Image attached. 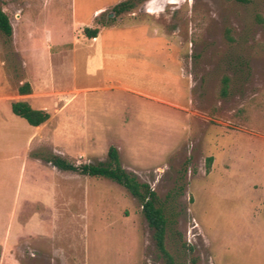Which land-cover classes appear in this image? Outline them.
Here are the masks:
<instances>
[{"label": "rangeland", "instance_id": "obj_1", "mask_svg": "<svg viewBox=\"0 0 264 264\" xmlns=\"http://www.w3.org/2000/svg\"><path fill=\"white\" fill-rule=\"evenodd\" d=\"M123 1L0 0L13 28L0 32V264H164L123 186L47 159L98 165L112 146L171 196L177 264H264V0H147L110 17ZM83 26L104 28L97 44ZM101 45L104 71L90 63ZM27 100L48 109L39 129L12 112Z\"/></svg>", "mask_w": 264, "mask_h": 264}, {"label": "trees", "instance_id": "obj_2", "mask_svg": "<svg viewBox=\"0 0 264 264\" xmlns=\"http://www.w3.org/2000/svg\"><path fill=\"white\" fill-rule=\"evenodd\" d=\"M147 0H126L117 4L112 12L116 17L131 12L137 5ZM246 2L247 0H236ZM0 32L10 38L13 34V28L8 15L0 6ZM85 35L89 39L97 37L99 30L97 28H85ZM19 95L32 94V88L29 83L23 84L19 88ZM12 112L24 119L29 125L38 127L45 124L50 119V114L44 110L34 109L28 102L19 101L11 104ZM57 169L65 172H72L82 176L102 177L110 179L123 186L142 206L143 215L153 230V238L156 248L161 255L164 264H177L174 256L167 248V233L170 225L174 223V213L169 217L168 203L171 199L169 195L162 200L157 192L152 189L148 183L140 182L136 176L128 173L121 165L119 151L116 147H110L108 151V160L98 165L84 164L76 166L67 159L59 155H51L47 158ZM180 236V234H179Z\"/></svg>", "mask_w": 264, "mask_h": 264}, {"label": "crops", "instance_id": "obj_3", "mask_svg": "<svg viewBox=\"0 0 264 264\" xmlns=\"http://www.w3.org/2000/svg\"><path fill=\"white\" fill-rule=\"evenodd\" d=\"M85 28H91V27H88V26H83L82 29H85ZM98 29V28H97ZM104 28L102 29H98L99 30V33L97 35L96 38H94L95 40V44H97L99 41H100V35H101V32ZM94 46V45H93ZM105 47L103 45H101L95 53V55L93 57H91L90 59V63L93 67H95V69H99V70H102L104 71L105 70V65H104V61H105V58H106V54H105ZM32 88V92H34L36 89L34 87H31ZM32 94L30 95H21V96H31ZM25 102H28L33 108L35 107V105L33 103H31V101L27 100ZM35 109V108H34ZM39 110H44L46 112H48V109L46 108L45 105H42V107L39 109ZM50 121V119L46 122L48 123ZM45 123V124H46ZM45 124L41 125V126H38V127H35L36 129H39L41 128L42 126H44ZM31 126V125H30ZM36 134L34 133L31 137H30V140L35 136ZM54 154V153H53ZM50 163V162H49ZM52 164V163H51ZM52 167L55 169L56 167L52 164ZM65 172V171H64ZM56 205V202L53 200L52 201V206L55 207Z\"/></svg>", "mask_w": 264, "mask_h": 264}, {"label": "water", "instance_id": "obj_4", "mask_svg": "<svg viewBox=\"0 0 264 264\" xmlns=\"http://www.w3.org/2000/svg\"><path fill=\"white\" fill-rule=\"evenodd\" d=\"M113 16H114V13H111V14H110V17H113Z\"/></svg>", "mask_w": 264, "mask_h": 264}]
</instances>
